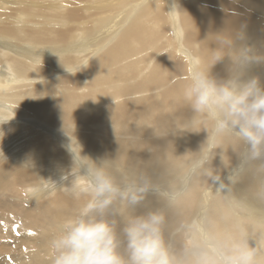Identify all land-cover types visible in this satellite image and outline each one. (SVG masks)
<instances>
[{
  "label": "bare ground",
  "instance_id": "obj_1",
  "mask_svg": "<svg viewBox=\"0 0 264 264\" xmlns=\"http://www.w3.org/2000/svg\"><path fill=\"white\" fill-rule=\"evenodd\" d=\"M241 28L264 52V0H0V264H52L96 169L142 197L105 210L119 240L158 212L172 264H223L240 241L264 264V154L184 96Z\"/></svg>",
  "mask_w": 264,
  "mask_h": 264
},
{
  "label": "clouds",
  "instance_id": "obj_2",
  "mask_svg": "<svg viewBox=\"0 0 264 264\" xmlns=\"http://www.w3.org/2000/svg\"><path fill=\"white\" fill-rule=\"evenodd\" d=\"M216 44L209 69L224 61L229 50L235 52L224 68L225 75L217 78L209 69L193 70L185 100L194 112L210 118L215 135H234L248 146L252 158H258L264 154V82L252 69L264 65V52L248 42L242 28L227 36L221 34ZM78 187L90 198L77 214L63 221L52 241V264H172L162 236V214L151 212L128 219L122 230L124 241L117 237L115 221L104 218L118 196L137 205L142 197L136 191H122L102 169H96L90 182ZM121 243L126 257L119 251ZM256 256L255 249L240 241L223 258V264H257Z\"/></svg>",
  "mask_w": 264,
  "mask_h": 264
}]
</instances>
